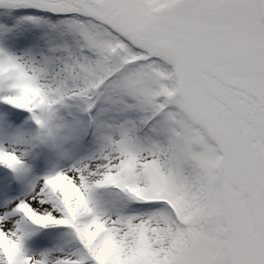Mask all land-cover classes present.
<instances>
[{"label":"snow or ice","instance_id":"1","mask_svg":"<svg viewBox=\"0 0 264 264\" xmlns=\"http://www.w3.org/2000/svg\"><path fill=\"white\" fill-rule=\"evenodd\" d=\"M0 264H264V0H0Z\"/></svg>","mask_w":264,"mask_h":264}]
</instances>
